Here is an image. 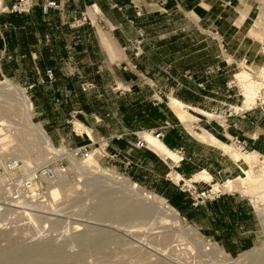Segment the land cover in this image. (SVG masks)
<instances>
[{"label":"crops","instance_id":"obj_1","mask_svg":"<svg viewBox=\"0 0 264 264\" xmlns=\"http://www.w3.org/2000/svg\"><path fill=\"white\" fill-rule=\"evenodd\" d=\"M2 1L3 8H10L15 0ZM55 1L61 7L51 10L49 14L42 12L44 0H34L35 7L28 15L2 12V8L0 71L14 78L18 76V82L25 86L36 84L42 79L40 75L46 76L47 70H52L54 75L72 73L74 63L79 59L85 60V66L94 65L91 60L100 55L93 51L90 30L96 27L88 24L72 31L78 34L77 42L69 40L68 33L72 20L80 17L90 5L96 4V11L101 10L103 14L101 28L109 30L115 42L112 43L113 50L108 41L110 37L100 30L102 41L105 39L103 44L107 47V51L103 49V55L109 66L103 69L98 66L97 73L106 68L115 74V79L99 85L98 89L112 90L116 102H121L113 109L105 107L104 111L97 112L99 118L110 117L115 123L112 126L104 125V138L114 140L115 145L111 147L113 153L127 160L124 163L129 166L131 178L137 184L165 194L171 201L183 205L189 202L195 207L193 211L196 217L210 221L205 234L213 240L234 249L233 244L238 240L250 242V239H255L257 222L252 212L253 206L246 198L247 194L250 197L255 193L254 189L246 187L242 192H227L213 202L193 205L186 186H196L201 190L207 188L209 182L186 181L204 171L209 172L212 180L224 179L232 176L238 166L229 154L201 142L185 124L171 118L170 104L162 98L155 101L153 94L158 91L162 97L171 94L173 97H168L169 102L176 96L175 99L182 102L186 109L196 111L198 117L195 116L197 120L193 126L198 131L205 129L224 143L229 142L231 137H239L251 149L250 141L241 134L248 132H239L237 127L239 123L248 125L247 121L260 111L264 116V107L258 106L257 101L248 110L236 111L233 103L228 104L230 109L222 113L209 108L207 100L219 102L227 99V94L231 92L227 84L239 64L247 61L255 69L261 63L263 57L259 54V42L248 35L260 2L140 0L136 10L131 0ZM247 9V17L237 24L240 12ZM88 12L92 21H96L98 16L94 10L90 8ZM138 28L144 32L143 54L135 57L133 44L139 37ZM30 30H34L31 45L27 43L32 35ZM76 46L78 49L74 48ZM118 74L120 76L116 77ZM24 75H31L32 79L24 81L19 78ZM47 82L50 83L48 79ZM200 111L215 114L217 116L214 115V118L218 120ZM258 123L261 124V121ZM166 125L163 140L160 141L177 155V161L156 153L150 146L136 147L138 136ZM260 128L258 126L249 137L254 141L253 145H264V129L259 131ZM261 150L250 152H256L261 157L264 156ZM171 171L183 177L186 185L172 184L176 190L168 195L171 185L169 177L174 174Z\"/></svg>","mask_w":264,"mask_h":264},{"label":"rangeland","instance_id":"obj_2","mask_svg":"<svg viewBox=\"0 0 264 264\" xmlns=\"http://www.w3.org/2000/svg\"><path fill=\"white\" fill-rule=\"evenodd\" d=\"M258 1L262 5H259V10L253 22H251V29L260 13L261 6L262 8L264 6L262 0ZM100 18H103V15ZM245 18L241 13L237 24H241ZM88 24L91 25L90 21L84 25H78L75 19L72 20L68 39L77 42L78 34L72 31ZM101 25L95 22L94 26L97 29L90 30L93 51L100 55L97 56V59L91 60L94 65L85 66V60L81 61L79 59L75 61L72 73L55 74V81L52 83H48L44 75H40L42 79L36 84L25 86L18 82V76L14 78L0 71V77H2V74L5 75L18 87L25 90L34 105V121L42 123L57 148L68 150L88 144L93 158L89 162H85L86 165L98 166L105 171L137 183L131 178L132 174L129 166L124 163L127 160L113 153L111 147L115 145L114 140L104 138L106 133L104 125H114L113 118L107 117L109 119H105L101 116L99 118L97 114L98 111H104L105 107L113 109L114 105L121 104V102H116L114 99L115 96L112 90L98 89L99 85L111 83L115 79V74L106 68L104 71L97 73L98 66H101V69L104 66L107 68L109 66L103 55V49L107 51V47L103 44L105 39L102 41L100 30L110 37L108 41L112 49L115 50L114 44H112L115 42L111 38L110 31L103 30ZM33 32L32 30L29 31L30 34ZM32 36L33 34L27 40L30 45L32 44ZM262 37H259L257 42L262 41ZM74 48L78 49L77 46ZM261 60V63L255 69L252 68L254 73H257L264 65V58H261ZM240 69L235 70L233 75ZM118 71L116 72L119 73ZM119 76L118 74L116 77ZM19 78L27 81L32 79V76L24 75ZM231 80H235L238 86L239 83L234 77H231ZM83 84H94L95 87L84 91ZM228 90H231V92L227 94L226 100H220L219 102L207 100L209 108L223 113V111L230 109L228 104L234 103L235 107H242L244 96L240 89ZM228 96L232 97L228 98ZM153 97L155 101L162 98L169 103L171 118L181 122L176 116L171 101L168 100V97H173L171 94L162 97L158 91L153 94ZM221 101L225 103L223 104ZM0 109L9 112L4 113L8 118V122L12 123V121L19 119V106L1 102ZM188 112L198 117L196 111L188 110ZM261 114H263L262 111L247 121L248 125L239 123L237 129L239 132L242 130L248 132V134L243 132L241 134L250 141V151L256 150L259 152L262 149V153L264 145L259 146L258 143L253 145L254 141L249 138L258 126L261 127L258 129L259 131L264 129V116ZM259 121H261V124L258 123ZM78 122L92 130L93 140L88 138L85 133L77 131ZM3 132L4 130H0V134ZM227 143L230 144V142ZM19 150L8 154L10 157L18 156V158L24 160L29 169L60 163V160L57 159L59 157L56 156L51 157L44 164L39 163L37 165L33 160L40 153H35L39 151L37 146L21 147ZM261 157L263 156L261 155ZM261 157V160L255 163L257 166L264 161V158ZM64 165L65 176L60 177L55 183L62 189V196L58 202L54 201L52 206L42 209L40 212L31 211L32 216H29L31 219L20 215L4 214L0 211V264H264V226L248 195L246 198L250 200L251 206H253L252 212L257 222V235L255 239H250V242L245 239L238 240L236 244H233L235 247L233 249L205 234L208 230L205 228L210 227V221L196 217L193 211L195 207L191 206L189 202L185 205L183 203L179 204L171 201L169 196L159 194L138 183L153 196L165 202L166 206L177 211L185 220H183L185 227L192 226L207 241H214L221 247L223 246L232 256L229 261L221 253L203 249L194 238L187 236L185 231L177 227L173 228L174 226L171 224L161 225L162 216L142 214L141 210L133 207L135 203L130 194L120 192L106 183L97 182L93 179L94 176L82 177L75 170L70 159L67 158ZM176 173L171 171L172 175L169 177L171 185L168 195L176 190L175 185L172 184L181 185L183 183L174 180ZM238 175L239 169L232 176L224 177V179H231ZM64 177L65 180L62 179ZM214 182L218 183L219 181L214 180ZM247 188L254 189L255 192L264 190V178L258 179L255 184L254 182L251 183ZM236 191L240 192V190L235 189L231 192ZM224 193H227V191ZM119 202H121V205Z\"/></svg>","mask_w":264,"mask_h":264},{"label":"bare ground","instance_id":"obj_3","mask_svg":"<svg viewBox=\"0 0 264 264\" xmlns=\"http://www.w3.org/2000/svg\"><path fill=\"white\" fill-rule=\"evenodd\" d=\"M262 2L264 5V0H262ZM2 8L3 1L0 0V11L2 10ZM248 12L249 9L240 13H242L244 17H247ZM94 13L97 14L98 12L94 10ZM90 17L92 16L90 15ZM190 17L194 18V15L190 14ZM249 36L255 40H258V38L261 36H263L262 39L264 38V6L261 9L257 19L255 20L253 28L249 32ZM240 68L241 69L235 74L234 78L239 83L238 87L240 88V91L244 96V101L242 107H235L236 111L248 110L252 108V106H254L258 100L264 103V65L261 66L257 73H251L244 67V65H242ZM1 102H8L12 106L17 105L19 106L20 111L19 119L16 121L14 120L12 121V123H10L8 122V118L4 114L8 111L5 112V110L0 109V130H4V132L0 134V150L6 151L11 154L15 151H18L21 147L30 148L31 145L34 147L37 146L39 147V151L35 153H40L38 156H36V158H33L34 162L37 165H39V163L44 164L51 157L58 156L60 158L65 156L71 160L75 170H77V172L82 177L87 178L88 176H94L93 179H95L97 182L106 183L108 186H112V188L115 187L120 192L130 194L133 197L132 200L135 203L133 207L141 210L142 214L148 216H153V214H156V216H162L161 225L171 224L172 226H174L173 228L177 227L185 231V234L191 238H194L195 241H197V244L200 245L203 249H205L206 251H216L218 253H221L230 261L232 256L223 248V246L221 247L218 243L214 241H207L205 237L200 234V232H198L194 227H185V224L183 222L184 219H182L181 215L177 211L173 210L169 206H166L165 202L153 196L139 184L129 179H124L123 177L117 176L111 172L105 171L104 169L98 166L86 165L85 162H89L93 158V155H91L90 158L87 160L79 161L73 159L67 149L57 148L47 131L44 129L42 123H37L34 121V105L26 94L25 90L18 87L11 79L7 78L3 74L2 77H0V103ZM171 105L174 111L176 112L178 119L186 125L187 129L198 140L203 143L220 148L224 151V153L229 154L233 161L237 164L239 169L238 176L227 180L219 178L218 183H215L214 180H212L213 177L207 171L196 174L194 177L190 178V181L186 182L193 183L200 182L203 180L208 181L209 183L214 182V188L224 193L226 191L231 192L234 189L240 190L242 192L243 189L248 187L251 183L254 182L255 184L258 179L264 178V161H262V164L259 166L255 164L256 161L261 160L258 153L248 152L247 154H243L236 150L232 144L220 141L205 129L201 128V130L198 131L197 128L193 126V122H195L197 118L188 112L182 102H180L178 99L171 98ZM201 113L209 118H214V115L208 114L206 112ZM76 129L79 133H85L88 138L93 140L91 130L84 124L78 122ZM142 136L146 139L150 148L156 153L171 160L177 161L179 159L173 151L168 149L152 133L145 132ZM13 158L17 160H22L18 158V156ZM261 158H264V156ZM22 161V169L28 170L29 168H27L26 162L24 160ZM62 176H65V174L60 175V177ZM62 179L65 180V177ZM174 180H176L178 183L185 181L183 177L178 174L174 176ZM55 183L49 189L50 197L47 202V207L52 206L54 201L58 202L62 196L61 187ZM250 199L264 226V190L256 191L255 193H253V195L250 196ZM120 203L121 202H119V204ZM42 209L43 207L33 209L31 211L40 212ZM31 211H28L26 214L28 216H32Z\"/></svg>","mask_w":264,"mask_h":264},{"label":"built area","instance_id":"obj_4","mask_svg":"<svg viewBox=\"0 0 264 264\" xmlns=\"http://www.w3.org/2000/svg\"><path fill=\"white\" fill-rule=\"evenodd\" d=\"M131 1L134 8L138 10L140 0ZM260 5L262 4L260 3ZM96 6V4L90 5L89 8L81 14V18L79 20L75 19L76 23H78V25H84L90 21L91 25H94L95 22L92 21L88 11L90 8L96 11ZM34 7V0H15L10 8H3L2 12L28 15L32 12ZM60 7L61 4L55 0H44L42 4V12L44 14H49L51 10H57ZM137 14L139 15L140 12L137 11ZM102 15L103 14L100 10V12L97 13L98 18L96 19V23L101 24L103 22V18H100ZM137 32L139 37L134 41L133 44L135 57H139L143 54L144 32L142 28H138ZM259 45V54L264 58V38L262 41H259ZM241 64H243L248 71H254L252 67L247 64V61L242 62ZM241 64L238 65V69H240ZM46 76L49 82L52 83L55 81V75L52 70H47ZM234 76L235 74L233 77ZM227 86L229 89H240L237 86L235 80L229 81ZM94 87V84H83L84 91H88ZM257 105L264 107V103H261L260 100H258ZM166 128L167 125L159 127L157 130H152L150 133L155 135L158 140H163L164 131ZM229 142L235 147L236 150L243 154L250 152L248 143L239 137H231ZM136 147L149 148V144L144 137L138 136ZM68 151L73 159L79 161L87 160L92 155L90 145L88 144L70 148ZM180 154L182 153L180 152ZM57 159L60 160L59 164L56 163L50 166H43L40 168L32 167L28 170H23L22 160H17L13 157H10L8 152L0 150V211L4 214L9 213L29 218V216L26 214L28 211L42 207L43 210L46 209L48 204L47 202L50 197V187L54 185L61 174H65L66 172L64 163L67 157L63 156ZM185 185L186 183L183 181L182 186ZM207 185V188L201 190H199L196 186H186L185 190H187V192L190 194L194 206L213 202L225 194L214 188V182Z\"/></svg>","mask_w":264,"mask_h":264}]
</instances>
